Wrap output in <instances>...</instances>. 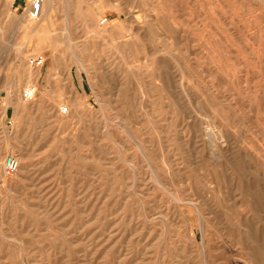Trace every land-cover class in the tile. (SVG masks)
<instances>
[{
	"label": "rangeland",
	"instance_id": "obj_1",
	"mask_svg": "<svg viewBox=\"0 0 264 264\" xmlns=\"http://www.w3.org/2000/svg\"><path fill=\"white\" fill-rule=\"evenodd\" d=\"M57 1L0 0V264H264V0Z\"/></svg>",
	"mask_w": 264,
	"mask_h": 264
},
{
	"label": "bare ground",
	"instance_id": "obj_2",
	"mask_svg": "<svg viewBox=\"0 0 264 264\" xmlns=\"http://www.w3.org/2000/svg\"><path fill=\"white\" fill-rule=\"evenodd\" d=\"M69 2H70V0H66V5H67V7L69 8ZM162 3V2H161ZM58 1L57 0H45V2H44V5H43V12H42V18H38L39 20L36 22V23H34L31 19H34V18H32L29 14H28V12L26 11L25 12V14H23V15H21V16H17V19H18V21L22 24V23H26L27 25H29V26H31L32 28H37L38 27V25H39V23L41 22V20L44 18V16H47V17H51V12H52V9H54L55 7H57L58 5ZM182 5V4H181ZM132 6V5H131ZM129 8V7H128ZM184 8V7H183ZM68 10V9H67ZM79 10V9H78ZM73 12V11H72ZM132 14V13H131ZM134 14V13H133ZM132 14V15H133ZM134 16V15H133ZM142 16V15H141ZM141 18V17H140ZM66 19V18H65ZM69 20H71V19H69ZM136 21V20H135ZM71 22V21H70ZM64 24H66V23H64ZM69 24V23H68ZM175 25V24H174ZM182 25V24H181ZM103 26V25H102ZM176 26V25H175ZM66 27H69V26H66ZM65 27V28H66ZM140 27V26H139ZM151 28H152V26H150ZM134 28V27H133ZM246 28V27H245ZM103 29V28H102ZM141 29V28H140ZM112 30V29H111ZM131 30V29H130ZM141 31V30H140ZM100 33V32H99ZM99 35V34H98ZM70 38V37H69ZM131 38V37H130ZM125 39H128V38H125ZM116 48V47H115ZM76 54V56H78V53L76 52L75 53ZM121 54V53H120ZM36 68V69H35ZM23 72L25 73V74H27V76L29 77V85H28V87L27 88H35L36 89V93H37V85H36V83H35V81H36V79H38V78H40V76H41V67H32V66H30V65H28L27 66V68H24L23 69ZM23 73V74H24ZM253 80V79H252ZM233 81V80H232ZM244 82V81H243ZM230 84V83H229ZM167 86V85H166ZM169 86V85H168ZM165 87V86H164ZM248 87V86H247ZM166 89H167V87H165ZM264 88V87H263ZM170 89V88H169ZM246 89V88H245ZM248 90V89H247ZM168 91V90H167ZM170 91H171V89H170ZM169 91V92H170ZM238 92V91H237ZM258 93V92H257ZM172 94V93H171ZM173 95V94H172ZM238 95V94H237ZM23 96H24V94H23ZM244 97V96H243ZM261 97V96H260ZM127 98V97H126ZM229 99H231V98H229ZM179 100V99H178ZM215 100V99H214ZM26 101H29V100H26ZM111 101V100H110ZM240 101V100H239ZM248 101V100H247ZM250 101H252V100H250ZM126 102V101H125ZM241 102V101H240ZM11 103H13V104H15L17 107H18V110H21V111H24L25 113H27V111H28V106H27V104H26V102H24V100H22V97H21V94L17 91L15 94H14V97H12L11 98V102H10V105H12ZM106 103V102H105ZM213 103H214V101H213ZM250 103V102H249ZM77 104L79 105L80 104V102L79 101H77ZM127 104V103H126ZM215 104V103H214ZM220 104V103H219ZM106 105V104H105ZM116 106V105H115ZM127 106V105H126ZM110 107V106H109ZM246 107V106H245ZM262 107V106H261ZM111 108V107H110ZM260 108V107H259ZM127 109H128V107H127ZM202 109V108H201ZM258 109V108H257ZM111 110H112V108H111ZM113 111V110H112ZM233 111V110H232ZM198 112V111H197ZM248 112V111H247ZM253 112V111H252ZM249 113V112H248ZM247 113V114H248ZM251 114V113H250ZM253 116V115H252ZM81 117V116H80ZM254 118V117H253ZM207 119V118H206ZM227 119V118H226ZM240 119V118H239ZM256 119V118H255ZM255 119H254V121H255ZM201 120V119H200ZM244 120V119H243ZM251 120V119H250ZM252 121H253V119H252ZM255 123H257V122H255ZM244 124V123H243ZM220 125V124H219ZM207 127V126H206ZM218 128H220V127H218ZM210 129H211V127H210ZM209 128H208V131L210 130ZM213 129V128H212ZM211 129V130H212ZM249 129V128H248ZM260 130V129H259ZM14 131V130H13ZM203 131V130H202ZM207 131V132H208ZM213 131V130H212ZM220 132L221 131H223V130H221V128H220V130H219ZM225 131V130H224ZM209 133V132H208ZM216 133V132H215ZM218 133V132H217ZM222 133V132H221ZM8 134V133H7ZM233 134H235V133H233ZM10 135H12V134H10ZM213 135V134H212ZM216 135V134H215ZM218 135V134H217ZM212 137V136H211ZM229 137V136H228ZM227 137V138H228ZM230 137H232V136H230ZM10 138V137H9ZM208 138V137H207ZM208 139H210V138H208ZM212 139V138H211ZM16 140V139H15ZM230 140H232L231 138H230ZM209 142V141H208ZM210 142H211V140H210ZM213 142V141H212ZM140 144V143H139ZM209 144V143H208ZM211 144H214V143H211ZM210 144V145H211ZM216 144V143H215ZM227 144V143H226ZM225 144V145H226ZM217 145V144H216ZM216 145H213V146H215V147H218V146H216ZM219 145V144H218ZM212 146V147H213ZM231 146V145H230ZM212 147H211V149H212ZM215 147H214V149H212V150H210L211 152H212V154H213V150H214V152H215V157H217V158H222V157H220L221 156V154L223 155V152L221 153V150L219 149V148H217L216 150H215ZM226 147H228V146H226ZM242 149L243 148H241V151H242ZM244 150V149H243ZM245 151V150H244ZM246 152V151H245ZM245 152H244V154H245ZM256 153V152H255ZM252 154V153H251ZM264 154V153H263ZM2 155V154H1ZM210 155V154H209ZM212 155V156H213ZM256 155V154H255ZM252 156V155H251ZM21 157V156H20ZM24 157H26V156H24ZM23 157V158H24ZM214 157V158H215ZM22 158V159H23ZM27 158V157H26ZM211 158V157H210ZM213 159V158H212ZM216 160V159H215ZM218 160H220V159H217L216 161H218ZM222 160V159H221ZM251 162V161H250ZM260 165H261V163H260ZM249 166H251V165H249ZM264 167V166H263ZM22 168V166H20V168L19 169H21ZM255 168V167H254ZM26 171V170H25ZM258 171V170H257ZM256 174V173H255ZM259 175V174H258ZM263 174H261V176H262ZM257 176V175H256ZM264 176V175H263ZM22 178V177H21ZM256 178V177H255ZM259 178V177H258ZM263 178V177H262ZM259 182V181H258ZM264 186V185H263ZM201 214V213H200ZM255 222V221H254ZM253 222V223H254ZM256 223V222H255ZM257 226V225H256ZM255 227V226H254ZM256 228V227H255ZM256 229H258V228H256ZM260 230V229H259ZM256 231V230H255ZM253 234V233H252ZM257 234H258V232H257ZM260 236H261V234H260ZM259 236V237H260ZM256 242V241H255ZM254 247V246H253ZM258 248H261V247H259L258 246ZM256 249V248H255ZM255 251V250H254ZM258 252H260V251H258ZM259 255V254H258Z\"/></svg>",
	"mask_w": 264,
	"mask_h": 264
},
{
	"label": "built area",
	"instance_id": "obj_3",
	"mask_svg": "<svg viewBox=\"0 0 264 264\" xmlns=\"http://www.w3.org/2000/svg\"><path fill=\"white\" fill-rule=\"evenodd\" d=\"M45 0H31L30 5L27 9L28 14L34 18L38 19L42 12H43V5ZM46 62V57L44 54L35 55L30 57L29 59V65L32 67H43ZM36 94L35 88H26L24 90V96L26 99H32ZM62 113H69L70 109L68 106H64L61 109ZM20 168V160L16 155L9 154L6 156L4 160V173L7 175H13L15 174Z\"/></svg>",
	"mask_w": 264,
	"mask_h": 264
},
{
	"label": "crops",
	"instance_id": "obj_4",
	"mask_svg": "<svg viewBox=\"0 0 264 264\" xmlns=\"http://www.w3.org/2000/svg\"><path fill=\"white\" fill-rule=\"evenodd\" d=\"M21 1H24V0H21Z\"/></svg>",
	"mask_w": 264,
	"mask_h": 264
}]
</instances>
